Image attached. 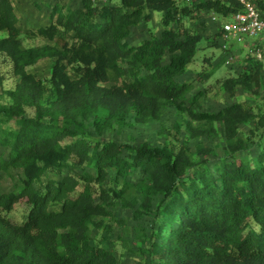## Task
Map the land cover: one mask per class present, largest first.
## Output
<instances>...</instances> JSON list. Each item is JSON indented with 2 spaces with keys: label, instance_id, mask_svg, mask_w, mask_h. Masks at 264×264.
<instances>
[{
  "label": "trees",
  "instance_id": "trees-1",
  "mask_svg": "<svg viewBox=\"0 0 264 264\" xmlns=\"http://www.w3.org/2000/svg\"><path fill=\"white\" fill-rule=\"evenodd\" d=\"M249 1L264 12V0ZM191 3L55 5L48 24L25 32L48 42L25 46L12 1L0 0V31L5 32L0 85L1 54L10 58L18 76L15 87L6 90L8 101L0 102V178L12 168L24 176L19 191L0 192V264H118L111 250L91 242L90 225L96 216L111 214L108 206L134 186L144 211L158 199V227L146 245L154 261L264 264V151L251 159L237 154L243 148L237 126L252 114L241 103L216 111L187 106L185 95L193 83L176 79L194 59L201 39L181 17L201 9L227 17L242 5L237 0ZM150 10L162 13L160 35L128 45L131 27L148 22ZM45 57L51 59L50 72L37 77L28 67ZM254 63V72L243 70L239 78L227 80L230 93L235 83L257 82L261 62ZM166 104L195 120L224 125L227 154L213 169L198 167L186 145H135L80 135L90 117L101 131L130 113L139 122L158 118ZM64 167L70 172L60 178H43L46 171L61 173ZM135 172L141 175L137 183L130 180ZM23 197L29 207L15 222L9 212Z\"/></svg>",
  "mask_w": 264,
  "mask_h": 264
},
{
  "label": "rangeland",
  "instance_id": "rangeland-1",
  "mask_svg": "<svg viewBox=\"0 0 264 264\" xmlns=\"http://www.w3.org/2000/svg\"><path fill=\"white\" fill-rule=\"evenodd\" d=\"M11 1L25 46L48 42L45 38L29 36L25 32L48 24L49 14L55 5L64 8L81 6V0ZM176 3L179 7L193 6L191 0H176ZM149 12L151 19L148 22L141 20L131 27L125 38L128 45L138 44L151 33L160 35L163 29L162 13L152 10ZM181 19L186 28L201 35L194 59L182 74L176 76L178 81L193 83L192 90L185 95V105L199 110L216 111L233 103H241L250 110L252 117L237 126V137L243 145L237 154L250 159L257 156L260 151H264V53L259 57L251 51L253 40L248 36L242 40L228 38L227 48L222 47L217 32L227 18L214 10H193ZM3 35L5 32L0 31V36ZM164 60H167V54ZM255 60L261 62L257 82L253 80L246 84L235 83L233 92L230 93L226 87L227 80L239 78L243 70L254 72ZM50 65L51 59L45 57L29 66L28 70L37 77H44L49 74ZM1 73L0 102H7L9 98L6 90L15 87L18 76L14 74L12 62L5 54H1ZM194 97L196 99L192 101ZM27 112L31 114L32 110L27 109ZM80 135L89 140H112L135 145L142 142L159 146L186 145L198 167L211 169L226 156L229 143L221 122L195 120L186 110H179L172 104H166L158 118L139 122L130 113L124 122L113 120L101 131L96 129L90 117L80 127ZM68 172V167H64L61 173L46 171L43 178L57 179ZM112 176L113 171L110 170L108 178L112 179ZM23 177L21 169L12 168L10 173L2 171L0 192L19 191ZM140 177L141 175L135 172L130 180L137 183ZM141 199L139 188L132 187L127 191L125 198H118L108 206L111 214L96 216L90 225L91 242L111 250L118 264H159L150 258L146 251L147 238L158 227V223L154 221V208L158 199L155 197L151 208L145 211L140 205ZM28 207L26 198H21L9 212L10 218L21 222Z\"/></svg>",
  "mask_w": 264,
  "mask_h": 264
},
{
  "label": "built area",
  "instance_id": "built-area-1",
  "mask_svg": "<svg viewBox=\"0 0 264 264\" xmlns=\"http://www.w3.org/2000/svg\"><path fill=\"white\" fill-rule=\"evenodd\" d=\"M95 4L106 3L107 0H91ZM242 8L227 16L221 23L222 34L219 36L221 46L227 48V39L242 40L245 36L253 42L251 51L259 57L264 53V12L249 0H237Z\"/></svg>",
  "mask_w": 264,
  "mask_h": 264
}]
</instances>
